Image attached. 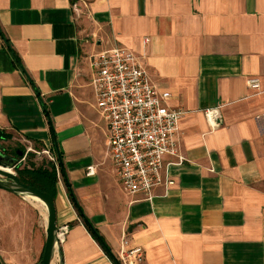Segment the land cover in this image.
Instances as JSON below:
<instances>
[{"label":"crops","instance_id":"1","mask_svg":"<svg viewBox=\"0 0 264 264\" xmlns=\"http://www.w3.org/2000/svg\"><path fill=\"white\" fill-rule=\"evenodd\" d=\"M115 46L183 112L185 161L151 201L121 189L95 109L88 58ZM211 108L221 115L214 130ZM262 115L264 0H0V129L61 161L62 264H114L122 235L143 250L141 264H264ZM3 252L0 243L7 264Z\"/></svg>","mask_w":264,"mask_h":264},{"label":"built area","instance_id":"2","mask_svg":"<svg viewBox=\"0 0 264 264\" xmlns=\"http://www.w3.org/2000/svg\"><path fill=\"white\" fill-rule=\"evenodd\" d=\"M88 60L95 109L107 128L106 152L121 189L128 195L144 194L146 200L151 201L157 188H163L166 193L174 185L170 167L185 161L177 138L183 112L166 106L170 95L156 90L147 71L130 50L115 46L91 54ZM247 83L251 89L258 88L255 79ZM204 115L211 129L218 128L219 108L207 109ZM261 119L264 121V115ZM27 152L37 153L31 148ZM42 153L54 164L58 177L55 157L49 151ZM167 156L175 161L165 163ZM88 173H92L91 169ZM67 233L68 226L57 227L59 245ZM143 258V250L129 247L122 235L118 263L141 264Z\"/></svg>","mask_w":264,"mask_h":264},{"label":"rangeland","instance_id":"3","mask_svg":"<svg viewBox=\"0 0 264 264\" xmlns=\"http://www.w3.org/2000/svg\"><path fill=\"white\" fill-rule=\"evenodd\" d=\"M10 141H0V146L12 150H24L18 158V168L44 167L51 162L41 153L12 132ZM29 148L37 153L27 152ZM27 152V153H26ZM28 154V156H27ZM31 154V155H29ZM27 156V157H26ZM12 172L16 174L15 170ZM45 209L37 202L17 198L0 190L1 245L7 264H39L45 241ZM54 264L56 261H53Z\"/></svg>","mask_w":264,"mask_h":264},{"label":"water","instance_id":"4","mask_svg":"<svg viewBox=\"0 0 264 264\" xmlns=\"http://www.w3.org/2000/svg\"><path fill=\"white\" fill-rule=\"evenodd\" d=\"M20 152V151H19ZM18 153L19 157L22 152ZM18 157V158H19ZM18 158L13 159L0 153V190L22 198L39 203L45 209V241L40 259V264H52L57 260L62 264L60 245L56 239V216L54 200L48 193H45L33 186L22 183L15 173L12 172L19 163ZM10 170V171H7ZM39 201V202H38Z\"/></svg>","mask_w":264,"mask_h":264},{"label":"trees","instance_id":"5","mask_svg":"<svg viewBox=\"0 0 264 264\" xmlns=\"http://www.w3.org/2000/svg\"><path fill=\"white\" fill-rule=\"evenodd\" d=\"M4 42L7 44L5 38ZM11 55H13V53L10 50H7ZM14 57V55H13ZM14 59V58H13ZM15 60V59H14ZM12 138V135L10 133H8L6 130L0 129V141H10ZM0 149L5 150L3 152V150L0 152L1 154H5L8 156L9 151L7 149H4V147L0 146ZM17 151H22V154L24 153V150H12V152H17ZM3 154V155H4ZM51 154L55 157L56 162L58 167L60 168V170H62V165H61V161L59 160L58 156L56 153H52ZM31 155V154H29ZM28 156V154H27ZM26 156V157H27ZM15 172H16V176L18 177V179L27 185L33 186L45 193H48L49 195H51V197L54 199L55 195H56V171H55V167L54 164L52 162H49L47 167H38L35 168L32 166L31 169L23 167L22 169H19L18 166H16L14 168ZM71 200H73V198L71 197ZM74 201V200H73ZM83 223L84 225L87 227L89 233L91 234V236L93 237V239L104 249L106 250V247L104 245V242L102 240V238L98 235V233L96 232L95 229H93L91 227V225L89 224V222L83 218ZM114 264H119L118 261L115 258H112ZM40 264V261H39Z\"/></svg>","mask_w":264,"mask_h":264},{"label":"flooded vegetation","instance_id":"6","mask_svg":"<svg viewBox=\"0 0 264 264\" xmlns=\"http://www.w3.org/2000/svg\"><path fill=\"white\" fill-rule=\"evenodd\" d=\"M5 150H3V152H4ZM17 152H19V151H17ZM20 152H22V151H20ZM19 152V153H20ZM4 154V153H3ZM5 155V154H4ZM19 154L18 153H16V152H12L11 154H8V156L9 157H11V158H13V159H17L19 156H18Z\"/></svg>","mask_w":264,"mask_h":264},{"label":"bare ground","instance_id":"7","mask_svg":"<svg viewBox=\"0 0 264 264\" xmlns=\"http://www.w3.org/2000/svg\"><path fill=\"white\" fill-rule=\"evenodd\" d=\"M7 171H10V170H7ZM11 172V171H10ZM39 202V201H38ZM40 203V202H39ZM41 204V203H40ZM44 224L46 223V217H44Z\"/></svg>","mask_w":264,"mask_h":264}]
</instances>
